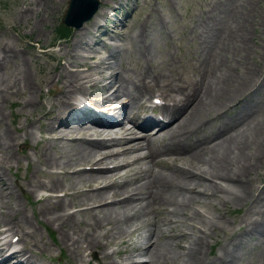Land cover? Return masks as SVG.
<instances>
[{
	"label": "bare ground",
	"instance_id": "bare-ground-1",
	"mask_svg": "<svg viewBox=\"0 0 264 264\" xmlns=\"http://www.w3.org/2000/svg\"><path fill=\"white\" fill-rule=\"evenodd\" d=\"M50 1L27 0L26 6L17 10V15L26 18L42 11L41 15L35 14L29 19V31L42 22L45 4ZM104 1L100 0L90 22L76 27L74 32L79 34L72 38L70 46L54 54L53 66L40 69L42 76L38 78L25 58L28 52L35 55L32 47L28 46L24 54L7 40L0 42V65L5 66L9 61L13 65L10 78H0V122L5 116L2 102L10 92L20 94L22 108L38 110L45 103L49 111L50 108L55 110L53 117L57 121L56 124L49 122L44 119L47 115L42 113L25 117L24 123L17 128L0 126V264H44L43 258L34 260L33 255L27 253L24 241L50 248L35 234L37 226L20 207V198L12 195L14 207L10 209L1 198L2 189L8 194L13 192L11 182L5 180L1 169L13 158L18 160L17 152L11 150L18 137L39 152L35 174L43 170L42 164L49 167L46 180L35 175L16 178L15 184L24 192L26 188L46 190L44 195L37 196L41 198L38 213L58 224V237L71 254L64 264H88V260L83 261L82 253L87 247H98L102 256H110L113 251L105 249L111 237L122 241L126 224L132 221L137 224L135 228H139L138 237L120 250L119 258L110 260L112 264H164L167 261L234 264L238 249L247 243L246 234H257V238L264 241V205L259 216L254 217L247 216L248 204L238 221L244 225L242 230L231 229L217 252L209 255L207 237L214 227H224L226 220L219 210L208 215L192 202L204 194L220 201L232 199L239 203L262 199L264 204V179L254 182L251 175L264 163V73L260 76L252 69L234 79L226 52L231 42L238 40L239 30L231 29V24V27L219 26L217 22L208 21L201 24L204 30L198 34L201 42H207L203 45L204 52H199L202 56V65H198L200 76H161L163 73L158 69L151 72L146 65L147 71L140 67L136 76L128 77L123 74L124 68L120 65L116 68L105 54L84 67L85 57L95 56L99 49L95 43L104 45L103 33L111 35L110 28L98 16L115 24L120 19L115 11L105 15ZM228 6L224 8L225 19L230 14L236 21L243 5ZM124 20L120 22L125 23ZM140 23L138 21L139 28ZM139 28L135 27V39ZM138 44L135 46L138 52L148 49V45ZM89 69L96 75L86 73ZM87 81H100L105 87L111 85L112 91L102 95L111 102L107 116L97 118L91 116L87 106L74 107L77 92H87L83 87ZM40 84H45V91ZM154 89L165 101L159 104L157 111L152 108L140 113L144 97ZM117 99L120 102L116 103ZM232 100L237 111L229 119L217 122L216 117L224 108H229ZM34 121H38L37 130L48 131L41 144L30 140ZM205 128L207 133L200 135L199 130ZM16 129L21 132L17 133ZM63 140L68 142L59 145ZM47 144L56 148L49 151ZM131 153L135 156L127 160L125 156H132ZM166 154L172 159L168 160ZM28 155L24 152L25 157ZM176 158L182 160L178 163ZM118 160L121 162L111 164ZM132 162H140V166L127 173ZM192 216L195 219L189 222L187 231V227L181 226L184 218ZM18 231L20 237L16 241L23 244L5 253L14 242L12 235ZM11 254L15 257L9 256Z\"/></svg>",
	"mask_w": 264,
	"mask_h": 264
},
{
	"label": "rangeland",
	"instance_id": "rangeland-1",
	"mask_svg": "<svg viewBox=\"0 0 264 264\" xmlns=\"http://www.w3.org/2000/svg\"><path fill=\"white\" fill-rule=\"evenodd\" d=\"M234 2L241 3L243 5L242 8L244 7V11L241 8V15L236 21V18H234L235 16L230 14H227L228 19L226 20L224 8L228 5V7L234 6ZM102 3L104 9H108L109 13L111 8L105 5H114L115 9L113 10H115L120 19L125 18V23L120 22V19L116 21V24L110 20L106 22L105 26L110 28L111 35L103 33L104 45L101 46L99 45L101 43H95V46H99V49L95 51L96 57L94 55L91 58L86 56L84 61L87 64L94 62L99 55L105 54L109 56V60L116 68H120L118 65L124 68L123 74L128 77L136 76L137 70L140 69V67H144L145 70L146 65L151 72L158 71L163 73L161 76L180 75L182 78L200 76L201 71L199 66L202 65V56L199 55V52L203 50V45L207 44V42H201V35L198 34L204 30L203 25L208 21L210 23L217 22L219 26L231 24L233 27L231 29L235 28L236 31L239 30V41L233 40L230 49L226 52V57L230 64V71L234 79L244 76V74L252 69L254 73H259L260 76L264 73V0H106ZM26 4L27 0H0V42L7 40L10 44H13L16 48L23 51L24 54H26L28 46L32 47L35 55L32 56L31 53L28 52L25 58L34 71L35 77L38 78L42 76L40 69H50L53 66L55 60L52 58L53 54H51V52L59 53L64 48L70 46V41L74 36L78 35L79 32H74L76 28L71 26L65 38H55L56 26L60 20V15L66 4V0H51L50 3H46L42 22H38L34 29L29 31V19L35 14L41 15L42 11L33 12L28 18L17 15V10L25 7ZM245 11H247V13ZM221 13L223 14L220 15ZM98 18L100 21L103 19L101 16H98ZM90 19L91 18H88L86 23H88ZM140 20H143V25H140L141 29H138V37L135 39L133 34L135 32V27L139 28L138 21L140 22ZM240 23H242V25ZM237 25H239L238 28ZM101 31L102 30H100V33ZM141 39L148 43V49L145 52H138V49L134 48L138 43H142ZM41 50L47 52L38 54ZM111 50L113 51L111 52L113 53L112 56H110ZM87 52L89 51H86V53ZM7 63L5 66H3L4 64L0 65V78L2 80L10 78L9 74L13 65H11L12 63L10 61ZM86 73H91L93 76L96 75V72L90 69L86 70ZM100 84H102V82H100ZM40 88L42 91H45V84H40ZM154 90L158 92L157 89ZM234 102L235 101L232 100L230 102L231 105L229 104L230 109L224 108L220 115L216 117L217 122L229 119L230 116L237 111L236 109L238 108L234 107L236 106V104L233 105ZM21 105L22 100L19 93H8L7 99L2 102V110L5 116L2 118L0 126L17 128V125H22L24 123L25 117H35L38 116V114H42L43 111L48 110V106L46 107L45 103L43 107L38 110H32L31 107L22 108ZM144 107L143 103L140 105L138 111L143 113V109L152 110V108ZM50 109V111L54 113L55 110L53 111V108ZM148 110H145V113H147ZM153 110L157 111L159 108L156 107ZM262 123L264 124V114L262 116ZM37 125L38 121H34V132L30 140L31 143L37 141L38 144H41L44 138L47 137V132L46 130H37ZM20 129H16V132L20 133ZM199 132H201L199 133L200 135H203L204 132L207 133V128L201 129ZM65 142H68V140H63L59 145L65 144ZM54 147L55 146L49 144L47 149L51 151V148L54 149ZM11 150L17 152L18 160L13 158L10 163H5L1 171H3L2 174L4 177H7L6 179L9 180L8 182H11V184H9L13 192L8 194L2 189L1 198L10 209L14 207L12 195H17L21 201V203H19L20 207L25 209L33 223L37 226L38 232L36 231V235L40 236L50 245V248L32 246L30 249L34 251L35 255L43 258L44 261L49 264H63L69 259L71 254L66 245L63 244L58 237L59 226L57 223H52L38 213L41 198H37V195H44L43 193H46V190L44 188H35L31 191L29 188H26L27 192H24L14 181L15 176L22 179L25 177L33 178L35 175L42 180H46L47 171H49L47 168L49 167L42 164L40 167L43 170L35 174L34 165L38 163L37 157L39 152H35L32 147L27 146L20 137H18ZM24 152H28V157L24 156ZM130 155L132 156H128V158L135 156L134 153ZM166 157L168 160L172 159L170 154ZM175 160L179 163L182 159L176 158ZM139 163L132 162L128 169H126L128 170L127 173L138 168L140 166ZM251 175L253 176L252 181L254 180V182L259 178L264 179V163L258 168L257 172L253 170ZM71 198L75 200V196ZM230 200L220 201L211 195L206 196L202 194L197 200L192 202L194 207L202 210L208 215L216 214L219 210L218 212L223 215L222 218L224 217L226 220V225L224 227H221V225L214 227L207 237V253L209 255L217 252L216 250L220 243L228 236L231 229L236 230V232L242 230L244 225L238 221L244 214L248 204L250 206L248 207L247 216L254 217L259 216L264 205L262 199L251 203L250 200L246 201V203ZM70 209H72V207ZM193 217L194 216L184 218L181 227H187L185 230L189 231V222H194L195 217ZM126 225L127 227L123 234L122 241L116 236L111 237L113 258L118 257L120 250L124 249L130 242L138 237L139 228H135L137 225L136 222L132 221ZM102 227L103 226H100L99 228L102 229ZM246 238L247 243L243 245L242 248L238 249L234 264H262L264 262V241L257 238V234L251 236L246 234ZM117 247L118 250L116 251L114 248L117 249ZM87 248H83L84 251H82L84 254L83 261L89 260L88 264H101L100 260L96 259L99 254L98 251L96 250V254L94 255V249ZM164 264L174 263L167 261Z\"/></svg>",
	"mask_w": 264,
	"mask_h": 264
},
{
	"label": "water",
	"instance_id": "water-1",
	"mask_svg": "<svg viewBox=\"0 0 264 264\" xmlns=\"http://www.w3.org/2000/svg\"><path fill=\"white\" fill-rule=\"evenodd\" d=\"M98 0H67L62 13V20L78 26L83 19L89 17L97 7Z\"/></svg>",
	"mask_w": 264,
	"mask_h": 264
},
{
	"label": "trees",
	"instance_id": "trees-1",
	"mask_svg": "<svg viewBox=\"0 0 264 264\" xmlns=\"http://www.w3.org/2000/svg\"><path fill=\"white\" fill-rule=\"evenodd\" d=\"M63 28L60 29V33H66L67 27L65 25H62ZM66 27V28H65Z\"/></svg>",
	"mask_w": 264,
	"mask_h": 264
}]
</instances>
